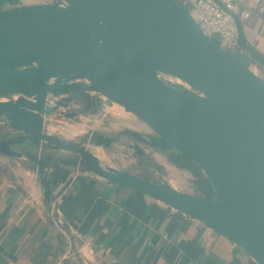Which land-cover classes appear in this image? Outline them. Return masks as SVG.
Masks as SVG:
<instances>
[{"label": "water", "instance_id": "obj_1", "mask_svg": "<svg viewBox=\"0 0 264 264\" xmlns=\"http://www.w3.org/2000/svg\"><path fill=\"white\" fill-rule=\"evenodd\" d=\"M61 1L66 7L0 11V155L33 163L53 203L50 152L71 153L70 165L199 221L264 264L263 80L205 35L178 0ZM93 95L153 132L121 135L197 164L215 199L104 166L87 145L49 133L60 109ZM90 143L109 148L114 140L93 133Z\"/></svg>", "mask_w": 264, "mask_h": 264}, {"label": "crops", "instance_id": "obj_2", "mask_svg": "<svg viewBox=\"0 0 264 264\" xmlns=\"http://www.w3.org/2000/svg\"><path fill=\"white\" fill-rule=\"evenodd\" d=\"M241 32L231 55L264 77V12ZM51 152L53 203L33 163L0 155V264H255L199 221Z\"/></svg>", "mask_w": 264, "mask_h": 264}, {"label": "rangeland", "instance_id": "obj_3", "mask_svg": "<svg viewBox=\"0 0 264 264\" xmlns=\"http://www.w3.org/2000/svg\"><path fill=\"white\" fill-rule=\"evenodd\" d=\"M46 0H20L17 6H31L43 4ZM5 5L3 9L14 7ZM191 14L192 11H191ZM194 16V14H193ZM225 49L228 45L219 38H215ZM236 58V56H234ZM247 67L246 62L236 58ZM261 76V77H260ZM259 77L264 79L262 75ZM177 83V81H174ZM183 87V86H181ZM96 107L91 106L82 113L78 106L70 109H60L59 112H75V118L56 117L50 124V134L64 141L87 145L97 155L104 166H109L137 176H145L154 182L175 190L196 196L197 188L192 174L182 171L172 165L164 152L149 147L130 136L121 135L125 130H132L142 135H152V130L134 115L127 113L125 109L105 98L93 95ZM6 101V100H4ZM93 133H99L106 138L113 139L114 143L109 147H97L90 143ZM56 152V151H55ZM53 151V154L55 153ZM52 152H50L51 155ZM55 153L68 161L76 160V156L68 152ZM69 163V162H68Z\"/></svg>", "mask_w": 264, "mask_h": 264}, {"label": "built area", "instance_id": "obj_4", "mask_svg": "<svg viewBox=\"0 0 264 264\" xmlns=\"http://www.w3.org/2000/svg\"><path fill=\"white\" fill-rule=\"evenodd\" d=\"M187 9L200 29L211 39L219 38L231 50L239 47L242 39L241 25L248 23L256 13H263L264 7H252L237 0H178ZM58 7H66L61 0H46ZM163 80L174 88L184 87V83L171 77ZM177 81L175 83L174 81ZM51 104V103H50Z\"/></svg>", "mask_w": 264, "mask_h": 264}, {"label": "trees", "instance_id": "obj_5", "mask_svg": "<svg viewBox=\"0 0 264 264\" xmlns=\"http://www.w3.org/2000/svg\"><path fill=\"white\" fill-rule=\"evenodd\" d=\"M18 2L19 1L17 0H0V11L3 10V7L5 5H12V6L15 5L16 6ZM226 50L230 53V50L228 48H226ZM262 80L264 82V79ZM164 153L167 154L168 159L172 165H174L175 167H177L178 169L182 171H187L193 175L195 179V185L197 188V195L195 197L202 198V199H209V198L215 199V195L212 191V186L210 184L209 178L197 164H195L191 159H189L185 155H182L176 151L164 152ZM139 177L147 178L145 176H139ZM151 181L154 182L153 180ZM155 183H158V182H155Z\"/></svg>", "mask_w": 264, "mask_h": 264}, {"label": "flooded vegetation", "instance_id": "obj_6", "mask_svg": "<svg viewBox=\"0 0 264 264\" xmlns=\"http://www.w3.org/2000/svg\"><path fill=\"white\" fill-rule=\"evenodd\" d=\"M17 1H20V0H17ZM58 101H59V99L51 97L50 98V103H51L50 105L54 106V105H56V103H58ZM76 105L78 106V108L80 109V111L82 113H85L89 107H91V106L96 107V100H95V98L93 96L88 98V99H81V100H79V102H77V104H74L73 106H70L68 109H70L72 107H75ZM63 110H66V109H63ZM75 114L78 115L75 112L67 113L65 111L64 112H59L58 111L57 114L55 115V117H56V119L58 118L59 120L61 118H75L76 116H74V117L71 116V115H75ZM55 117L53 119H55ZM51 123H52V120H51ZM146 135H149V134H146Z\"/></svg>", "mask_w": 264, "mask_h": 264}, {"label": "bare ground", "instance_id": "obj_7", "mask_svg": "<svg viewBox=\"0 0 264 264\" xmlns=\"http://www.w3.org/2000/svg\"><path fill=\"white\" fill-rule=\"evenodd\" d=\"M185 86V84H183Z\"/></svg>", "mask_w": 264, "mask_h": 264}]
</instances>
